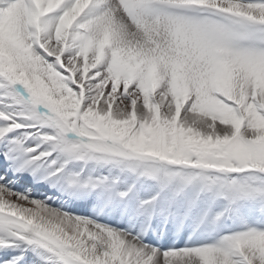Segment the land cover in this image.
<instances>
[{
  "label": "snow or ice",
  "instance_id": "6c2138e0",
  "mask_svg": "<svg viewBox=\"0 0 264 264\" xmlns=\"http://www.w3.org/2000/svg\"><path fill=\"white\" fill-rule=\"evenodd\" d=\"M0 264H264V0H0Z\"/></svg>",
  "mask_w": 264,
  "mask_h": 264
}]
</instances>
